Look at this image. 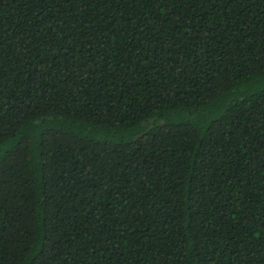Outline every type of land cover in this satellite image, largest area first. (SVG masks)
I'll return each instance as SVG.
<instances>
[{
	"label": "trees",
	"instance_id": "trees-1",
	"mask_svg": "<svg viewBox=\"0 0 264 264\" xmlns=\"http://www.w3.org/2000/svg\"><path fill=\"white\" fill-rule=\"evenodd\" d=\"M0 264H264V0H0Z\"/></svg>",
	"mask_w": 264,
	"mask_h": 264
}]
</instances>
